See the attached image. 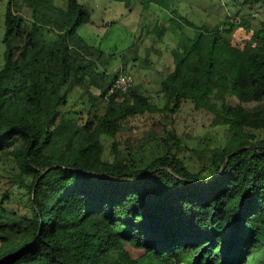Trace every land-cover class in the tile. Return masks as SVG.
Masks as SVG:
<instances>
[{
  "label": "trees",
  "instance_id": "16d2710c",
  "mask_svg": "<svg viewBox=\"0 0 264 264\" xmlns=\"http://www.w3.org/2000/svg\"><path fill=\"white\" fill-rule=\"evenodd\" d=\"M111 1H139L158 14L149 31L179 38L163 107L134 83L114 89L112 57L78 33L92 23L80 0L7 5L0 160L32 179L18 177L29 188V215L0 203V264H264V107H245L264 101V19L253 11L264 0H188L187 15L179 0ZM223 2L242 10V21L232 22ZM241 28L250 33L243 46L233 42ZM71 88L91 101L78 114L87 111L84 123L62 111ZM189 103L226 130L223 143L191 150L194 168L172 122ZM141 126L160 128L140 144L159 140L150 161L132 155L125 137ZM104 135L113 140L108 154ZM53 145L59 156L47 153Z\"/></svg>",
  "mask_w": 264,
  "mask_h": 264
},
{
  "label": "rangeland",
  "instance_id": "374dc122",
  "mask_svg": "<svg viewBox=\"0 0 264 264\" xmlns=\"http://www.w3.org/2000/svg\"><path fill=\"white\" fill-rule=\"evenodd\" d=\"M9 1L0 0V69L5 62L6 45L4 43V35ZM55 2L58 6L66 5V0H55ZM80 2L86 6L92 23L80 26L78 28L79 35L89 44L102 48L112 57V63L109 65L110 71L124 68L133 78L134 87H137L140 92L148 96L156 105L163 107L167 99L164 96L162 82L175 68L172 52L177 47L179 38L169 31L163 39H160L155 33L149 31L153 29L157 22L158 14H154L153 10L145 11L139 1L132 3L129 7L124 3L111 0H80ZM179 6L182 14L191 13L188 0H179ZM219 7L224 12L229 10L232 22H240L245 16L242 10L237 13L236 9H234L235 6L231 3L223 2ZM253 11L259 17L258 19H264V6L260 11L256 9ZM202 14L204 17H208L207 12ZM189 16L195 21L198 19L193 14ZM207 19L211 21V19ZM184 32L189 37H193V30L185 28ZM249 38L250 33L241 28L236 32L233 42L236 45L243 46ZM68 90L67 102L62 106V111L73 122H77L78 117H80V123H84L88 118L87 111L82 115L78 114L83 110H88L91 106V101L88 100V95L80 89L71 88ZM235 103H238V101H235ZM98 105L100 107L104 106L102 102H99ZM260 106L264 107V101L245 105L248 109ZM155 117H158V115H155ZM141 118L142 120L150 119L145 116ZM172 122L178 136L183 139V144L186 143V146L184 145V149L180 152V156L189 163L191 168H194V164H196V159H193V161L189 159L192 155V149H201L206 141H210V139L212 142L219 143H223L225 139L226 130L221 126L213 125V118L202 111L196 110L193 103L184 104L181 110L173 116ZM136 123L139 124L140 122ZM131 124H134V120L128 122V126ZM141 127L139 130H128L125 137L131 144H135L132 149L133 152L131 151L132 155L142 156L146 161H150L161 153L159 140L146 142V148L142 150L139 149L140 144L143 142L147 132L149 135L155 134L160 128L151 132L149 130L150 127ZM103 139L108 154L113 140L105 135ZM61 151V145H53L48 148L47 153L59 156ZM129 152L125 150L124 155ZM12 167L11 162L0 160V203L4 199L3 206L8 211L19 216L29 215V188L19 183L18 177L21 176L26 184H30L32 176L29 173L22 175L20 171L13 170ZM7 194L9 199L5 197Z\"/></svg>",
  "mask_w": 264,
  "mask_h": 264
},
{
  "label": "built area",
  "instance_id": "2783aa9c",
  "mask_svg": "<svg viewBox=\"0 0 264 264\" xmlns=\"http://www.w3.org/2000/svg\"><path fill=\"white\" fill-rule=\"evenodd\" d=\"M133 86V78L129 73L125 71L124 68L120 70V76L114 84V89H121L122 91H127Z\"/></svg>",
  "mask_w": 264,
  "mask_h": 264
}]
</instances>
